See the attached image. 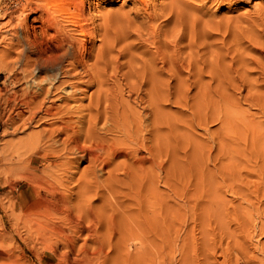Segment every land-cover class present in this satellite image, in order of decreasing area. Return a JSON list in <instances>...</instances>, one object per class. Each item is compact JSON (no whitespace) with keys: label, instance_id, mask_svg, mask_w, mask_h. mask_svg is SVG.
I'll return each instance as SVG.
<instances>
[{"label":"rangeland","instance_id":"rangeland-1","mask_svg":"<svg viewBox=\"0 0 264 264\" xmlns=\"http://www.w3.org/2000/svg\"><path fill=\"white\" fill-rule=\"evenodd\" d=\"M4 1L12 0H0V7ZM18 1L0 8V264H264V0H188L195 27L187 22L181 39L161 37L166 44L157 52L151 39L129 36L100 56L95 38L87 61L93 74L61 76L49 86L42 82V90H27L6 44L15 43L18 25L41 43L38 50L51 46L55 31L47 30L40 0ZM85 9V17L107 27V40L134 33L143 15L131 0H98ZM216 23L223 28L215 30ZM158 103L163 114L150 110ZM61 125L71 129L58 134ZM87 129L90 144L109 149L116 142L122 152L95 178L85 171L87 160L67 163L72 137ZM30 173L42 184L28 180ZM58 183L70 214L86 211L83 229L64 230L67 246L24 239L20 203L52 197Z\"/></svg>","mask_w":264,"mask_h":264},{"label":"bare ground","instance_id":"bare-ground-1","mask_svg":"<svg viewBox=\"0 0 264 264\" xmlns=\"http://www.w3.org/2000/svg\"><path fill=\"white\" fill-rule=\"evenodd\" d=\"M93 1H98V0H40V3L39 4L37 3L38 4L37 7L39 8V10H41V12H43L46 15L44 21L49 24L48 25L49 28H47V30L48 29H52V30L55 31V35H53L52 38H51V40H50L51 43H52L51 46L49 45V46L43 47L41 50H38V47L41 46V43L37 44V41L34 40V38L29 37V33L30 32L28 31V29L25 28L23 25H21V26L18 25L20 27L21 31H19V33H17L16 39H15L16 40L15 43L9 42V43L6 44V46H7L6 49L7 50H5V51H6V55L7 56H11L12 57L14 54H16L15 59L13 61V64H15V63H16V65L19 64L18 65V69L22 70V72H23V75H22L23 77L22 78L23 79L24 78H27V80H26L27 90H29L31 88H34V89L36 88V89L42 90V86H41L42 82H46V84L49 86V85H52L53 81L59 79L61 76H67V75L78 76V75H81V74L90 75L93 72L92 67H93L94 64H93V62L91 63V65L88 64V63H89V61L92 60V59H90V58H92V54L91 53H93V51L95 53V50H94V47H95L94 40H95V38H98V40L100 41L99 45H97V47H99V46L101 47L99 50H97V54H100V56L104 53L103 50L101 51V49H103V47L104 48L106 47L107 48V51L111 53L112 50H113V49L111 50V48H112L111 45H113L115 42H118L119 40L127 39L129 36L134 37V38H136L139 41L140 40L144 41L146 39H148V40L151 39V41H152V43L154 45L156 43L158 44V45L156 44L157 46L155 45V47L157 49V52H158L159 48L162 45H165L166 44V42L164 40L160 39L161 37L165 39L166 36H167V34H168V35H170V37L171 36L174 37L175 40L176 39H181L185 35V29H186V27H187V30H189L188 29V26H186L187 22L190 25V27H192V28L195 27V20H193V18L191 19L192 16L189 17V14L190 13L188 14V12H187V10H189L190 8H192V5L189 3L188 0H168V3L167 4H157V3H152L151 2V5L149 3L150 2L149 0H131V2L133 4V8L134 7H135V9L138 8L140 11H142L141 14L143 13V15H142V17L140 19L141 21H139L140 23H138V26L139 27L137 26L138 28L134 29L133 28L134 26H131V28H132L131 31L134 29V31H133L134 33L125 31L119 37H113V38L107 40V38L109 37V36H107V29H106L107 27L106 28H103L104 25H100L101 22L100 23L99 22L97 23V22H95L96 20L95 21L92 20L93 18L90 19V17H85L84 16V15H86V14H84L86 12V11L84 12V10H86L85 8L86 7L87 8H90V6L92 5V2ZM195 1H199V2H202V3H208L209 2V3H215V4L230 5V4H234V3H237V2H241L242 0H195ZM18 2H19L18 0H12L11 2L4 1L2 3L3 6H1L0 8L5 11V10L9 9L10 6L17 5ZM109 2H111V1H109ZM37 12H38V10L33 11V13H35V14ZM30 14H32V12ZM109 16L106 19L109 18V21H108L109 23L108 24L110 26V21L111 20H110V17ZM100 19H102V18L99 17V19L97 21H99ZM103 19L105 20L104 17H103ZM116 19H118V18H116ZM32 20H36V17L33 16L32 17ZM159 20H161V21L159 22ZM157 21L159 23H157ZM64 22L67 23V27L68 26L70 27V28L68 27L69 31L66 30V32H64L65 28H64V26H62V25H64V24H62ZM128 22H129V20L127 22H125V23H128ZM96 23L99 24L100 26L99 25L97 26ZM233 23H235V22H233ZM203 24L201 23L200 25H203ZM215 26H214L216 28L215 30H217V31H219L221 28H223V27H221L222 25L220 23H216ZM19 27H17V28H19ZM63 28H64V30H63ZM236 28H237V26H236ZM31 32H32V34L35 33L34 30L31 31ZM241 32H242V30H241ZM11 33H13V32H11ZM249 33H250V31H249ZM57 34H60L61 36H59L58 40L57 39L55 40V37L57 36ZM73 35H77V36L75 38H73L72 37ZM34 36H35V34H34ZM106 36H107V38H106ZM10 37H9V39H11ZM256 37H257V35H256ZM104 38H106V39L104 40ZM175 40H172V41H175ZM88 41H89V44L90 45L87 47L86 45H87ZM3 42H4V40H3ZM26 50L28 52L29 51L30 52H36L37 57L34 60L31 61L27 57V55L25 53ZM14 51H16V52H14ZM37 51L39 53H37ZM90 54H91V56H89ZM86 57H87V60H85ZM94 57H96V56H94ZM88 58L90 59L89 61H88ZM100 58H98V60ZM94 60L96 61V59H94ZM87 61H88V63H87ZM64 62H67V65H64ZM5 67L7 68V66H5ZM77 67H80L79 69L81 71H74V73L71 74L70 71L76 70ZM174 67H175V65H174ZM10 68H12V66L11 67L9 66V68H7L6 70H9ZM29 68H31V69H29ZM39 72H41V73L42 72H46L45 74L43 73L44 76H42L41 79L37 75V74H39ZM152 72H153V69H152ZM154 73H156L159 76V74L157 73V71H155ZM158 76H157V78L159 79ZM10 77H11V75H10ZM83 77L81 75V78L82 79H83ZM150 78L153 79V75ZM155 78H156V76H154V79ZM85 81H87V80H85ZM91 81H89V83H91ZM91 84H93V83H91ZM96 84L97 83H95V85ZM55 85H56V82H55ZM73 85H76V84L74 83ZM139 85H140V83H139ZM97 86H98V84H97ZM69 87H70V89L74 88V86H71V85ZM44 89H45V87H44ZM133 91H132L131 94H133ZM101 95H103V94H101ZM153 95H154V93H153ZM152 97L155 98L154 96H152ZM98 99H101V98H98ZM104 100H105V98H104ZM153 100L155 102L157 100V98H156V100L155 99H153ZM99 103H100V101H99ZM161 103H162V101H161ZM97 106H98V104H97ZM153 109L156 112H161L160 114H163V112H164L162 110V105L159 104V103L156 104L155 106H152L150 108V110H153ZM97 114H99L98 113V109H97ZM97 114L95 116H98ZM103 115H106V114L103 112ZM153 116H155V113H154V115H152V117ZM98 117L100 118V116H98ZM91 118H92V116H91ZM149 118H151V117H149ZM219 118H216L215 120H217ZM154 119H152V120H154ZM161 120H163V118ZM150 122H151V120H150ZM91 124H93V123H91ZM91 124H90V126H91ZM141 124H143V123H141ZM160 124H161V121H160ZM258 124H259V122H258ZM65 126L64 125H61L59 127H56L55 132H57L59 134V132H62L63 130L65 131L67 129H71V128H68V127H65ZM151 126H153V125H151ZM94 128H93V130H96ZM128 128H129V126H128ZM161 130H162V128H161ZM72 131H73V129H72ZM93 132L94 131H92L91 133H93ZM73 134H75V133H73ZM89 134H90V130L87 129V130L83 131L82 134L81 133H79L77 135L75 134V136L72 137L73 144L71 143L72 145L69 148L67 146V148L69 150L68 152L71 153L69 155L70 157L68 156V158H67V163L68 164H71L73 162H78V161L83 160V159L87 160V166L85 168V171L87 170L88 175H90V178H93V177L95 178L96 176H98L97 173H99L100 171L102 172L107 166H109L110 164H112V162H113L112 160L115 159V157L121 155L122 152L121 153H118L117 150H116V148H114L115 147L114 145L116 144V142H115V144L114 143H111L112 145L114 144L113 147L107 149L106 148L107 146L104 145V143H103L104 139L102 137H100V138L103 140L102 143H103L104 146L102 144H99V142H97V144L93 142L94 145L92 144V142L90 144V141L92 139L91 138H90L91 140L88 139L89 138ZM91 135L92 134H90V137H91ZM93 135H94V133H93ZM128 136L130 138L131 135H128ZM96 138H97L96 139L97 141H98V139L100 141V138H98L97 135H96ZM131 138H133V137H131ZM86 139H88V141H89L88 142L89 144H87V146L85 145L86 142H87ZM93 139L95 140V138H93ZM134 141H135V139H134ZM55 142H57V141H55ZM63 143H64V141H63ZM135 143H136V141H135ZM117 146H119V144H117ZM63 147H65V146H63ZM120 151H122L121 148H120ZM136 151H137V149L135 150V152ZM104 154H106V155L104 156ZM134 154H136V153H134ZM43 157H46V154L43 153ZM139 160H144V159L141 158ZM144 162H146V161H143V163ZM137 163L140 164L139 161H135V164H137ZM19 164L21 165V163H19ZM132 164H133V162H132ZM14 166L16 167V165H14ZM132 167L134 168L135 166H131V170H132ZM8 169L10 170V168H8ZM115 170H118L117 167H116ZM107 173L108 174H111L110 171H107ZM91 176H93V177H91ZM109 176L110 177L111 176L113 177V172ZM41 179L43 181V178L42 177H38V176L34 175L33 173H30L28 175V180H30L31 182L37 183V184L40 183ZM42 181H41L40 184H42ZM44 184H47V181ZM96 184H97V182H96ZM46 186H50V185L47 184ZM96 186L98 188V184ZM59 187H60V184H59V186L56 187L57 190L54 188V191H56V194L55 195L52 194L51 195L52 197H50V198L49 197L47 198L45 196H41L40 195V197L37 198L38 201H36L35 203L33 202L32 204H29V205L26 202L20 203V212H19L18 216L16 215V218L17 219L19 218V220L22 223V227L25 228L26 231H27V233H28L27 238H24V239H27L28 240L30 238V236L35 235V239H39V241H40L41 244H45L46 242H48L52 238H54V239H56V241H58L62 245L67 246L68 245L67 243L70 242V241L67 240V239L61 240V238H60L64 234V230L65 229H69L71 227H78L79 230L83 229V226L81 224L84 221V216H88L86 214H83L86 211H84V209H83V211H84L83 212L82 211V208H81V210H80V208H78V210L80 212H82V214L81 213H78V216L73 217L70 214L71 213V211H70L71 209H70V207L68 205V201H67L68 198H67V196H65V195L61 194L60 192H58V188ZM44 190H46V189L44 188ZM48 191H49V189H48ZM54 191H53V193H54ZM45 192H47V191H45ZM61 192H62V189H61ZM51 193H52V191H51ZM34 205L36 206V208H34ZM64 213H66L64 215L66 217H64V218L58 217L59 214H64ZM68 217H69V220L67 221L66 219ZM17 224H18V222H17ZM53 254H55V253H53ZM63 260H66V261L68 260L66 255H64Z\"/></svg>","mask_w":264,"mask_h":264}]
</instances>
